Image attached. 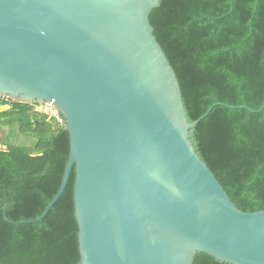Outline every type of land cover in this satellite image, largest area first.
Masks as SVG:
<instances>
[{"label":"water","instance_id":"obj_1","mask_svg":"<svg viewBox=\"0 0 264 264\" xmlns=\"http://www.w3.org/2000/svg\"><path fill=\"white\" fill-rule=\"evenodd\" d=\"M161 0H0V96L63 118L77 264H264V211L245 213L197 155L176 73L149 16Z\"/></svg>","mask_w":264,"mask_h":264},{"label":"trees","instance_id":"obj_2","mask_svg":"<svg viewBox=\"0 0 264 264\" xmlns=\"http://www.w3.org/2000/svg\"><path fill=\"white\" fill-rule=\"evenodd\" d=\"M149 21L174 69L188 121L204 115L190 133L193 147L242 212L264 211V0H161ZM5 105V104H3ZM4 127L34 138L32 146L0 150V201L6 216L38 218L57 193L69 156L63 125L12 102ZM72 169L46 217L14 226L2 217L0 264H77ZM193 264H227L197 254Z\"/></svg>","mask_w":264,"mask_h":264},{"label":"crops","instance_id":"obj_3","mask_svg":"<svg viewBox=\"0 0 264 264\" xmlns=\"http://www.w3.org/2000/svg\"><path fill=\"white\" fill-rule=\"evenodd\" d=\"M11 109V105L8 104V105H3V104H0V114L1 113H4V112H7ZM39 113V112H37ZM3 120H1L0 118V137H1V134L3 133L4 134V138H0V143L2 144L1 145V149H3V151L7 148V144H13V139H17L18 136L20 137H23V136H26V135H22V134H19L18 132V124H13L11 126H2L1 125V122ZM16 131L18 132V135L16 133ZM16 135V136H15Z\"/></svg>","mask_w":264,"mask_h":264},{"label":"built area","instance_id":"obj_4","mask_svg":"<svg viewBox=\"0 0 264 264\" xmlns=\"http://www.w3.org/2000/svg\"><path fill=\"white\" fill-rule=\"evenodd\" d=\"M12 102L14 101H12L8 97L0 96V104L8 105ZM30 105L33 107V111L47 115L48 117H50L51 119H54L58 123L62 122V119H61L62 117L60 116V114L50 105H47V104H42V105L41 104H30Z\"/></svg>","mask_w":264,"mask_h":264},{"label":"rangeland","instance_id":"obj_5","mask_svg":"<svg viewBox=\"0 0 264 264\" xmlns=\"http://www.w3.org/2000/svg\"><path fill=\"white\" fill-rule=\"evenodd\" d=\"M49 119H51L50 117H48ZM17 135H18V132L16 131ZM16 136V135H15ZM21 136V135H20ZM18 136L17 139H13V144H17V145H26V146H32L33 143H34V138L31 136V135H26V136H23V137H20ZM0 138H4V134L2 133L1 134V137ZM1 143H0V147H1ZM0 150H3L0 148ZM6 150V149H5Z\"/></svg>","mask_w":264,"mask_h":264}]
</instances>
